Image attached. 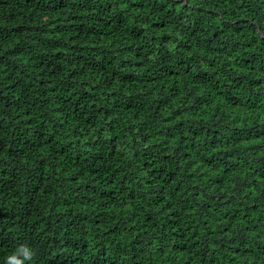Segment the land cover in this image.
<instances>
[{
  "label": "trees",
  "instance_id": "16d2710c",
  "mask_svg": "<svg viewBox=\"0 0 264 264\" xmlns=\"http://www.w3.org/2000/svg\"><path fill=\"white\" fill-rule=\"evenodd\" d=\"M264 264V0H0V264Z\"/></svg>",
  "mask_w": 264,
  "mask_h": 264
},
{
  "label": "clouds",
  "instance_id": "9594fccd",
  "mask_svg": "<svg viewBox=\"0 0 264 264\" xmlns=\"http://www.w3.org/2000/svg\"><path fill=\"white\" fill-rule=\"evenodd\" d=\"M36 255L34 248L21 246L13 254L6 257L5 264H24L25 261L33 259Z\"/></svg>",
  "mask_w": 264,
  "mask_h": 264
}]
</instances>
